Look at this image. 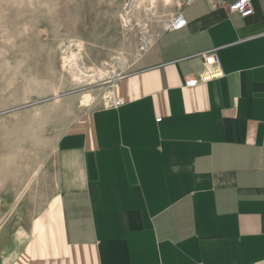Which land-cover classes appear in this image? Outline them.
I'll return each instance as SVG.
<instances>
[{"label": "crops", "instance_id": "0c3cea01", "mask_svg": "<svg viewBox=\"0 0 264 264\" xmlns=\"http://www.w3.org/2000/svg\"><path fill=\"white\" fill-rule=\"evenodd\" d=\"M233 1L184 7L58 136L59 191L0 264H264V0ZM210 47L224 75L184 87Z\"/></svg>", "mask_w": 264, "mask_h": 264}, {"label": "rangeland", "instance_id": "374dc122", "mask_svg": "<svg viewBox=\"0 0 264 264\" xmlns=\"http://www.w3.org/2000/svg\"><path fill=\"white\" fill-rule=\"evenodd\" d=\"M146 3L0 0V237L4 240L29 231L34 216L45 213L49 198L59 191L52 142L85 111L75 105L78 94L91 91L101 96L178 10L177 0ZM70 40L81 42L83 70L101 67L108 74L72 86L60 50ZM99 106L101 102L90 108Z\"/></svg>", "mask_w": 264, "mask_h": 264}, {"label": "bare ground", "instance_id": "6f19581e", "mask_svg": "<svg viewBox=\"0 0 264 264\" xmlns=\"http://www.w3.org/2000/svg\"><path fill=\"white\" fill-rule=\"evenodd\" d=\"M147 1L148 0H138V3H146ZM164 1L170 2L172 0H164ZM178 3H179V1H178ZM81 46H82L81 42L76 41V40H70V41H68L67 45H61L60 46L61 53L63 54V62H64L63 64L65 65V68L68 72L67 80L69 81V83L72 86L74 85L75 87H78V85H80V83H82V81H84L86 79L90 80V83H91V82H94L98 78L105 77L108 74V72L105 71V69H103L101 67L95 68L94 72L83 70L80 67L79 53H80ZM73 47H75V48H73ZM87 68H89V67H87ZM85 82H87V81H85ZM110 98H111V89L110 88H106V91L102 92L101 96H100V93L96 94V93H93L91 91L81 92L76 97L75 105L76 106L77 105L84 106L85 110H86V109H89L90 107L98 104L99 102H101L103 106L108 105ZM39 109H43V108H39ZM56 140H54L52 142V145H53L52 148L53 149H55ZM24 236H25V232L21 230V231H18L17 233H14L11 240H10V238H8L7 240H4L5 238L0 237V248L2 249L5 247L12 246V244L15 243L17 240H22Z\"/></svg>", "mask_w": 264, "mask_h": 264}, {"label": "built area", "instance_id": "2783aa9c", "mask_svg": "<svg viewBox=\"0 0 264 264\" xmlns=\"http://www.w3.org/2000/svg\"><path fill=\"white\" fill-rule=\"evenodd\" d=\"M176 4L178 10L172 15L168 22L164 25V31H174L181 29L186 21L183 17L182 9L191 5L196 0H178ZM228 11L232 13H238L241 17L249 16L253 13L252 0H235L228 6ZM219 47H210L202 51H198L194 56H198L202 61V69L199 74L186 75L183 78L184 87H194L201 82H206L212 79L220 78L224 75V72L220 65V59L218 56ZM120 75L114 77L111 80L113 83ZM122 102L117 99L112 101L111 105L119 106Z\"/></svg>", "mask_w": 264, "mask_h": 264}]
</instances>
